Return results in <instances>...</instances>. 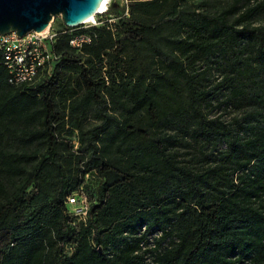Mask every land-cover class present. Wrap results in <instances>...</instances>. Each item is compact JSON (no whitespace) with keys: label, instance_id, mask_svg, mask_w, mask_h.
I'll use <instances>...</instances> for the list:
<instances>
[{"label":"trees","instance_id":"1","mask_svg":"<svg viewBox=\"0 0 264 264\" xmlns=\"http://www.w3.org/2000/svg\"><path fill=\"white\" fill-rule=\"evenodd\" d=\"M251 1L217 14L188 0L110 6L99 16L115 21L80 29L93 38L80 50L61 30L59 61L32 85L9 83L0 52V264H264V28L241 27L264 2L230 22ZM219 48L233 76L210 90L198 64ZM224 91L263 125L244 136L210 118ZM81 189L86 221L67 204Z\"/></svg>","mask_w":264,"mask_h":264},{"label":"rangeland","instance_id":"2","mask_svg":"<svg viewBox=\"0 0 264 264\" xmlns=\"http://www.w3.org/2000/svg\"><path fill=\"white\" fill-rule=\"evenodd\" d=\"M188 2L190 4L198 5L197 8L200 12L208 11L211 14H217L221 13L226 8H228L232 0H188ZM262 2H264V0H252L248 4L245 3V6L239 11L238 14L230 17V22H233L239 16V14L246 12L248 8L254 9L257 5L261 4ZM108 6H111L112 11L118 9V12H121V8L125 6V1L108 0ZM98 18L101 20L109 19V23L115 21V18L112 15L107 17L105 16L103 18L98 15L94 19ZM51 23V27L52 29H54V32H61V30L65 27V24L61 17H55L51 21ZM245 24L249 25L250 28H264V10H256V13L251 18L243 22L241 27ZM240 51L241 53H237L235 55L231 54L233 57L235 56L234 58H236V60H238L237 68L243 69L249 66L250 63H254L250 50L241 49ZM225 54V50L223 48H219L211 57L204 59V61H201L198 64V69L200 71L202 82L205 88L212 90L215 86L220 84V82H222L226 77L233 76V72H231L230 68L225 64V61L228 58ZM69 95L70 93L66 94L60 99L62 108L67 109V107L69 106L71 98V96ZM226 101L227 92L224 91L222 93H219L210 104L205 105V112L209 115L210 118L218 119L219 121L234 127L237 131L242 129L241 134H243L244 136H248L249 134H251V125H263V123H261L263 118L261 114H259L260 109L258 106L254 104L251 105L249 103H243L241 105L238 103H231L229 105H226ZM74 122V119H69L70 125H73ZM96 123L97 122L94 119L93 115H91L85 122L82 123L80 128L83 130H87L94 126ZM78 132L80 133L79 128H77L75 136H78ZM72 138L76 140V137L73 136ZM220 148H225V144H222ZM184 152L185 154L188 153V155H185L186 158H190L195 153L196 157L200 156L197 151H192V154H189V152L187 151ZM195 161L198 162V167H201V164H207L205 162H199V159H195ZM91 177L92 179L94 178L93 176ZM43 185L47 188L51 196L53 194L52 189L56 187L55 181H53L52 179L47 180ZM151 260L152 257H149L148 261L150 262Z\"/></svg>","mask_w":264,"mask_h":264},{"label":"built area","instance_id":"3","mask_svg":"<svg viewBox=\"0 0 264 264\" xmlns=\"http://www.w3.org/2000/svg\"><path fill=\"white\" fill-rule=\"evenodd\" d=\"M126 14L128 15V2L124 0ZM108 2L102 11L95 16L105 15L108 13ZM98 19L93 22H84L77 27H68L70 31H75L70 39V45L80 50L84 44L92 42V36L80 29H88L93 25H98ZM52 23L47 28V32H30L23 37L17 33L11 32L0 34V52L2 54L4 64L8 70V81L14 85L36 83L41 77L51 75L60 56L56 53L54 45L60 32H54ZM80 31V32H79ZM63 32H66V30ZM69 213L72 217L79 221H86L89 210L90 201L83 189L73 193L67 199Z\"/></svg>","mask_w":264,"mask_h":264},{"label":"water","instance_id":"4","mask_svg":"<svg viewBox=\"0 0 264 264\" xmlns=\"http://www.w3.org/2000/svg\"><path fill=\"white\" fill-rule=\"evenodd\" d=\"M105 0H0V34L20 37L45 31L55 17L77 27L96 15Z\"/></svg>","mask_w":264,"mask_h":264},{"label":"bare ground","instance_id":"5","mask_svg":"<svg viewBox=\"0 0 264 264\" xmlns=\"http://www.w3.org/2000/svg\"><path fill=\"white\" fill-rule=\"evenodd\" d=\"M107 2H108V0H105V1L103 2L102 6H101V8H100V10H99V12L103 10V8L105 7V5H106ZM95 17H96L95 15L92 16V17H91L90 19H88L86 22H93V20H94ZM47 30H48V29H46L43 33H46Z\"/></svg>","mask_w":264,"mask_h":264}]
</instances>
